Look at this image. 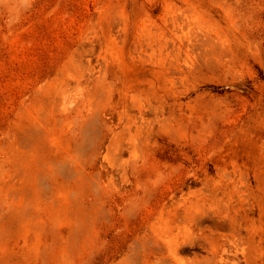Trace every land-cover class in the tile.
I'll return each mask as SVG.
<instances>
[{"label": "rangeland", "instance_id": "rangeland-1", "mask_svg": "<svg viewBox=\"0 0 264 264\" xmlns=\"http://www.w3.org/2000/svg\"><path fill=\"white\" fill-rule=\"evenodd\" d=\"M0 264H264V0H0Z\"/></svg>", "mask_w": 264, "mask_h": 264}]
</instances>
